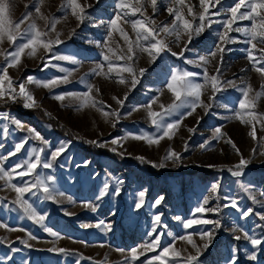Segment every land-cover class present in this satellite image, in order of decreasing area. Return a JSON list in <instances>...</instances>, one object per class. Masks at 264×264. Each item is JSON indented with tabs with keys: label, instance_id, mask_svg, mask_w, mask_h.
Instances as JSON below:
<instances>
[{
	"label": "rangeland",
	"instance_id": "obj_1",
	"mask_svg": "<svg viewBox=\"0 0 264 264\" xmlns=\"http://www.w3.org/2000/svg\"><path fill=\"white\" fill-rule=\"evenodd\" d=\"M64 2L65 0H44L41 5V12L49 21L53 17L59 21L56 23L55 32L51 31L50 23L46 27L44 20H36L38 27L49 33L45 39H55L58 32L63 43L54 45L51 52L39 48L35 58L24 55L18 67L8 68V74L17 91L19 83L24 82L27 76L47 81L62 78L70 71L72 75L69 76V82L51 89L34 83L27 84V89L34 96L38 106L23 107L21 110H33L32 112H37L35 114L6 107L0 109V114L8 116V119L0 118V164L6 170L10 171L15 165L22 163L33 148H44L42 160L46 161L52 149L61 144L67 145L66 151L53 162L52 168L37 169L42 176H52L54 180L49 182V187L54 190V194L63 195H57L55 200H47L42 192L35 190L34 194H25L26 199L45 216L43 225H39L27 219L18 210L12 203L16 193L0 180V223L6 224L8 229H24L9 231L0 227V264H125V258L130 259L132 248L150 241L157 235L160 237V247L139 256L132 264H146L147 260L159 255L163 247L168 245H172L181 256L173 258L169 253L162 257L165 264H184V258L189 254L196 255V250L179 237L192 235L194 242L202 246L205 243V240L200 238L202 232H211L213 237L209 247L201 250L198 264H230L233 258H236L237 264H264V245L255 249L257 259L250 261L247 259L248 254L253 251L250 242L235 240L234 236L242 235L243 232L233 231L239 226L249 235L264 240V221L260 219V215L264 214V155H261L264 153V95L256 98V93L261 92L264 86V74L255 71L253 63L248 60L247 50L250 45L245 43L248 38L241 32L229 33L234 42L223 45L225 51L222 53V59L220 53L215 58L209 56L220 43L219 35L224 31L222 22L231 15L228 9L238 0H220L219 4H216L215 0H209L211 27H206L203 33L193 37L184 57H174L171 52L165 51L152 62L147 53L136 49L132 61L119 60L118 56L126 54L127 45L120 33L114 30L109 39V47L115 53H108L115 65L111 72L108 70V62L101 55L107 49L98 47L97 42L103 44L108 22L121 11L116 7L119 0H79L85 6L88 17L83 24L71 15L70 9H61ZM188 5L192 6L193 12L197 14L195 20L188 15ZM169 7L180 9L194 27L200 23L198 16L203 11L200 0H185V6L179 5L176 0H157L155 12L149 4H145L144 17L155 21L154 26H170L174 16L169 15ZM26 11L31 12L33 17L36 16L33 0H14L10 18L18 22ZM123 11L129 12L128 9ZM121 15L122 18L117 21L118 27L134 40L135 33L130 22L144 17L140 13L135 16L130 13L127 16H123V13ZM233 27H251V21L238 20ZM161 38L177 53L187 41V36H183L181 41L176 43L174 36L165 37L163 33ZM142 43L147 45V42ZM257 47L264 48V45ZM12 49L13 45L7 40L0 44V50ZM253 52L259 59L260 53L255 49ZM55 56H69L78 63L57 60L53 58ZM199 57L210 59V63L204 66L209 75H215L216 69H220L221 90L215 93V99L209 100L213 95L210 84L202 90L201 100L212 105L207 113L203 107L198 106L191 116L186 115L190 109L182 108L174 115L165 117L168 122L180 120L181 123L174 137L171 140L164 138L159 145H148L143 140L131 138L121 139L142 133L158 134L147 116L146 106L157 97V102L152 104V109L156 112L162 111L161 104L167 106L173 103L175 97L166 87L173 70L197 73L193 78L195 82L204 83V67L186 62L192 60L199 63ZM4 63V57L0 56V66ZM126 63L134 67L139 81L131 91L130 83L117 82L121 77L131 80L129 73L119 71ZM45 64L48 66L45 67ZM97 65L104 66L103 74H94L93 69L100 71ZM255 67H264V64H257ZM61 68L67 71L61 72ZM141 68L146 69L142 76L139 75ZM228 81H233L235 86L229 85ZM87 85L94 86L90 95L95 98L96 107L88 105L79 108L81 101L74 97L65 96L63 101L53 98L55 95L69 92H87ZM249 85L250 107L246 110L240 109L239 100L244 98L241 89ZM95 89H99V92ZM125 93L127 99L121 106L113 97L124 99ZM10 102L11 100L6 103L0 100V106L10 105ZM113 111L120 114L118 121L112 116L106 119L102 114ZM238 111L244 114L245 120L251 122L241 123L236 119L235 113ZM247 112L255 113L257 119L252 120ZM12 119L19 120L23 128H17L11 122ZM253 124L256 140L249 135ZM5 127L8 129L7 133L3 131ZM218 127L223 135L216 140L213 137ZM28 128L39 133L47 141V145L29 134ZM62 128L63 130H60ZM192 128L195 131L189 132ZM113 139L120 140L122 147L112 145ZM229 139L239 149L240 154L250 160L240 178L233 177L227 171L241 158L227 142ZM21 140L27 142L20 152L11 155L15 144ZM88 141L104 143L106 147H98ZM205 141H208L209 145L207 149H202L200 145ZM112 147H116L117 152L111 151ZM168 149L180 154L179 163L168 161L165 168L153 167L154 163L161 162ZM138 156L145 157L146 162H140L136 159ZM34 175L22 178L17 176L12 182L20 185L33 181ZM105 182L111 185L109 192L103 199L97 200L96 197ZM217 182L220 185L218 193H212L211 185ZM241 184L251 189L258 203L252 202ZM116 187L120 188L119 195H114ZM140 191L146 192L145 202L140 209H136L135 203ZM160 197L164 199L156 205L155 201ZM205 198H208V203L204 207L219 208V212L197 213L195 209L203 204ZM228 198L236 199L241 210L251 208L252 213L247 218H241L237 209L224 207L229 202ZM84 202L96 205L97 210L93 212L91 208L84 207ZM65 212L71 215H65ZM156 215L161 217V221L153 232V220ZM176 217L180 219L177 220ZM189 219L219 220L221 226L216 228L213 224H198L185 229L183 223ZM100 221H103L104 225H110V229L105 230L104 226L97 228L95 225ZM85 224L91 227H83ZM45 227L52 229L62 238L51 236L45 231ZM29 234L36 239H30ZM52 248H63L70 254L49 251ZM153 264L161 262L153 261Z\"/></svg>",
	"mask_w": 264,
	"mask_h": 264
},
{
	"label": "snow or ice",
	"instance_id": "obj_2",
	"mask_svg": "<svg viewBox=\"0 0 264 264\" xmlns=\"http://www.w3.org/2000/svg\"><path fill=\"white\" fill-rule=\"evenodd\" d=\"M14 0H0V44H3L5 40H7L11 45H13V49L11 51L7 50H0V56L4 57L5 63L3 66H0V100L5 101V103L8 100H12L15 102L17 99H23L24 104L23 106L25 108H35L37 107L36 100L31 92L27 89V84H36L37 86H42L44 88H55L58 87L60 84L68 83L69 82V76L72 75L70 71H67L63 68L60 69L61 72H66L67 75L60 78H53L49 79L47 81H41L36 79L33 76H27L24 82L19 83L18 85V91L17 88L14 87V82L12 78L8 74V68L10 67H18L22 62V57L24 55H27L29 58H35L37 55V51L39 48H43L46 52H51L54 45H58L60 43H63V41L59 38L60 33H56L55 39H45V37L49 36V33L47 31H42L37 23L36 20H44L45 26L48 27L49 23L51 25V31H56V23L59 21L53 17L51 21H49V18L45 16L41 12V5L44 3V0H33L34 3V10L36 13V16L33 17L31 12H25V14L22 16V18L15 22L10 18V12L13 5ZM176 2L181 5L185 6V0H176ZM216 4L220 3V0H215ZM145 4H149L153 12L156 11L157 8V0H119L116 7L120 9V12H117L116 17L113 18L108 22V31L107 35L105 37V40L103 44L101 45L99 42H97L98 47H102L107 49L106 52H102L101 55L103 56V59L108 62V70L111 72L115 65L113 64L112 60L110 59V56L108 53H113L115 55L114 50L109 47V39L113 35V31H118L120 33V36L125 41V44L127 45V51L126 54L123 56H118L117 59L119 60H126V61H132L135 56V50L139 49L141 52H145L148 54V56L151 58V61L154 62L156 58L165 51L171 52V55L174 57H184L185 51H188V44H190L193 40L194 36H199L201 33L204 32L206 27H211L212 21L209 20V0H200V6L203 9V11L199 14L198 19L200 23L194 27L193 23L185 18L184 14L180 9L169 7L167 9L169 15L174 16L173 23L169 26L167 24H164L162 26H154L155 21L151 20L149 17H144V9ZM28 7L27 5L25 6ZM61 9H70L71 15L75 17V19L80 23L83 24L84 21L88 18L86 16L85 6H83L79 0H65V2L61 5ZM124 9H128L129 12H124ZM241 9H247L246 11H241ZM229 13L231 14L230 17L222 22V26L224 28V31L219 35V41L220 43L216 46V50L209 53V56L211 58H215L218 53L221 54L222 59V53L225 51V48L223 45H226L227 43L234 42L232 40V37L229 35V33L235 31V32H241L244 34L246 39L245 43L250 45V48L247 50V58L250 62L253 63L254 70L257 72H260L261 74H264V67H255L257 64H264V48H258L257 45H264V0H238L234 4V6L230 7L228 9ZM187 12L188 15L195 20L197 18V14L193 12V7L188 5L187 6ZM123 16H127L129 13L133 16H135L137 13H140L142 19L131 21L132 29L135 33V39L133 40L127 32H125L123 29L118 27L117 21L122 18ZM218 14V13H217ZM238 20H249L251 21V27H233V25ZM207 21V23H206ZM128 22V21H126ZM22 25L24 27H22ZM98 26V25H97ZM161 33L165 37L167 36H174V42L179 43L183 36H187V41L184 43V46L182 47L181 51L179 53L174 52L169 47L168 43L165 39L161 38ZM73 35L75 34V29H73ZM147 42V45L145 46L144 43ZM256 50L260 53L259 59H257L254 55L253 50ZM26 50H28L26 52ZM57 60H70L73 64L78 63L77 60L73 59L69 56H55L53 57ZM187 63L190 64H197L198 67H204L205 65H208L210 63V59L207 57H199V63L192 60H187ZM48 64H45V67H47ZM103 65H97V68L100 69V71H97V69H93L92 71L96 75L103 74ZM119 71L121 72H127L131 75V80H126L125 78L121 77L118 79V83L120 84H129L131 87L129 88V91H131L132 88H135L136 84L139 82L137 78V72L134 69V67L131 64H125L124 66L120 67ZM146 69H139V75L142 76ZM219 72L220 69H216L215 75H209L207 68L204 67V83H197L193 79L197 73L187 71V70H173L170 75V79L167 82V89L173 94L175 97L173 103L164 106L163 104L160 105L162 111L156 112L152 109V104H155L158 97L153 99V101L147 105V116L150 119V122L152 125L155 126V128L158 131V134H148V133H142L140 135H134L131 137L125 136L121 139H135V140H143L148 145H159L160 141L164 138H167L171 140L176 131L179 129V125L181 123L180 120H175L172 122H168L165 120V117H169L174 115L175 113L179 112L182 108L190 109L186 115L191 116L196 108L198 106H201L205 109V112L211 108V104H205L201 100L202 96V90L208 85H211L213 95L209 97V100L215 99V93L219 92L221 90L220 88V80H219ZM106 75V74H105ZM5 83L7 84V88H5ZM229 85L235 86L233 81L227 82ZM88 91L77 94V93H65L61 95H55L53 98L58 101H63L65 99V96L74 97L81 101L79 108H83L85 106L91 105L92 107H96V100L94 97L90 95V93L93 91L94 86L93 85H87ZM97 92H99V89H95ZM243 93V99L239 100V108L240 109H248L250 107V101L248 99L249 91H251V85H249L245 89H241ZM264 95V86H262V91L256 93V98H259L260 96ZM114 100H116L117 104L123 106L124 100L127 99V93H125L124 99H120L117 97H113ZM98 111H102L101 109H97ZM137 111L139 109H136ZM47 115H50V113H46ZM102 114L107 119L109 116L115 117V119L119 120V113L116 111H113L112 113L108 112H102ZM247 115H249L252 120H256L257 116L253 112H247ZM0 118L8 119V116L6 114H0ZM235 118L239 119L241 123H250L251 121L244 119V114L241 112L235 113ZM13 124L17 126V128H23V125L19 120L12 119L11 121ZM199 123V120L197 121ZM115 124H113V127ZM253 130L249 133V135L252 137L253 140H256V132H255V124L252 126ZM5 133H7L8 129L5 127L3 129ZM195 129H189V132H194ZM27 132L31 134L36 140L41 141V143L47 145V141L44 140V138L37 132H35L34 129L28 128ZM223 133L221 132V129L218 127L215 129V134L213 139L219 140ZM26 140H21L20 142L16 143L14 148V152L11 153V155H15L16 153L20 152L23 148L24 144L26 143ZM233 149H235L236 153L241 156L239 162L232 167L228 168L227 171L233 176L240 178L244 175V169L248 166L250 163V160L245 159L242 154H240L239 149L236 148V145L232 143V141L229 139L227 141ZM88 143L95 144L98 147H106V144L99 143L97 141H88ZM112 145H118L122 147L121 141L118 139H113L111 141ZM209 145L208 141H205L204 144H201L200 147L202 149H207ZM67 145L61 144L60 146L54 148L50 152V156L48 160H42V154L44 153L45 149L40 148L36 149L33 148L29 154L28 157L22 162L15 165L10 171L6 170L2 164H0V180H3L5 183V186L12 191L16 193L15 200L12 201L13 204H15L18 207V210L22 212V214L29 220L33 221L36 224L43 225V222L45 220V216L42 215L37 211V209L34 207L32 203L29 202L28 199H26V195L28 193H33L34 190L36 192H42L44 194V198L47 200H55L56 196H62L63 193H56L54 194V190L49 187V182H52L54 178L52 176H42L37 172V169L40 167H43L44 169H50L53 166V162L57 160V158L66 151ZM113 152H117L116 147H112L110 149ZM185 150H187V146L185 143ZM119 155L123 156L124 153H118ZM253 154H255V149H253ZM261 155H264V153H261ZM140 162H146V158L143 156L136 157ZM181 157L180 154L177 153L173 149H168L166 152V155L162 158L161 162L159 164H153V167L158 168H165L167 166V162L171 161L173 164L179 163ZM208 167H215L214 165H208ZM35 174V175H34ZM34 175L33 181H27L23 184L17 185L16 183H13L15 177H25V176H32ZM117 183H121L120 181H117ZM111 185L107 182H105L99 191L96 199L100 200L103 199L109 192V188ZM219 182L213 183L211 185V192L212 193H218L219 190ZM241 187L243 190L249 194V197L251 198L253 203H258L257 198L255 195L252 194L251 189L248 186H245L241 184ZM120 188L116 187L114 190V195H119ZM145 191H140L138 193V200L135 203L136 209H140L145 202ZM163 197L158 198L155 201L156 205H159L161 201L163 200ZM229 202L224 205V207H231L234 209H237V211L240 212L241 218H247L251 213L252 209L249 208L246 211L241 210L239 208L238 201L234 198H228ZM208 203V198L204 199L203 204H201L199 207L195 209L197 213H203L205 211H212V212H219V208L214 209H206L204 205ZM84 207L91 208V211L95 212L97 210V206L91 204L90 202H84ZM65 215H71V213L65 212ZM177 220L180 219V217H176ZM260 219L264 221V214L260 215ZM161 221V217L159 215H156L153 220V232L156 231V225H158ZM198 224H213L216 228H219L221 226L220 221L216 220H207V219H189L183 223V227L185 229L192 227L193 225ZM97 228H100L101 226H104L105 230L110 229V225H104L103 221H100L98 224L95 225ZM0 227L6 228L9 231H24V229H17V228H11L8 229V226L4 223H0ZM83 227H91V225L85 224ZM45 231H47L51 236L55 237L56 239H61L58 235V233L52 231V229L45 227ZM233 231H242V235H236L234 236V239L237 241H240L241 239L250 242L253 251H251L247 259L250 261H255L257 259V253L255 249L258 246L264 245V240L260 238H256L254 236H251L248 234V232L243 231L239 226L233 229ZM151 235V233L149 234ZM30 239H36V237L31 236L29 234ZM213 233L211 232H202L200 233L201 240H205V243L202 246H198L193 238L192 235L187 236H181L179 239L186 240L188 244L192 246L193 249L196 250V255L189 254L184 258V264H198V256L202 249H207L209 247V244L212 240ZM24 243H27V241H24ZM31 246V245H29ZM160 247V237L157 235L153 239H151L148 242H145L141 245H139L136 248L131 249L130 253V259L129 257L125 258V264H132L135 260L139 258V256L144 255L146 252L154 251L156 248ZM13 251H16V249H12ZM49 251H55L62 254H70L68 250L63 248H52L49 249ZM122 251V250H121ZM171 253L173 258L180 257L181 253L177 251L172 245H168L163 247L162 252L154 256L152 259L147 260L146 264H153V261H160L161 264H165V261L162 260V257L167 256V254ZM230 264H237L236 258L231 259Z\"/></svg>",
	"mask_w": 264,
	"mask_h": 264
},
{
	"label": "trees",
	"instance_id": "obj_3",
	"mask_svg": "<svg viewBox=\"0 0 264 264\" xmlns=\"http://www.w3.org/2000/svg\"><path fill=\"white\" fill-rule=\"evenodd\" d=\"M4 107L9 108V109H12V110H14V111L16 110V108H15L13 105H11V106H10V105H7V106H0V109H1V108H4ZM16 111H19V112L22 111V112H25V113L28 112V113H30V114H35V113H37V112H32L33 110H28V109H25V110H16ZM39 117L42 118V115L39 114ZM50 121H51V120H50ZM51 123L54 124L52 121H51ZM54 126L57 127V124H55ZM60 130H63V128L60 129Z\"/></svg>",
	"mask_w": 264,
	"mask_h": 264
},
{
	"label": "built area",
	"instance_id": "obj_4",
	"mask_svg": "<svg viewBox=\"0 0 264 264\" xmlns=\"http://www.w3.org/2000/svg\"><path fill=\"white\" fill-rule=\"evenodd\" d=\"M24 101L23 99H17L15 102L11 100L10 105H13L17 110L23 109Z\"/></svg>",
	"mask_w": 264,
	"mask_h": 264
}]
</instances>
